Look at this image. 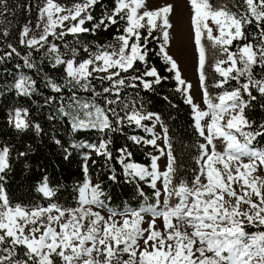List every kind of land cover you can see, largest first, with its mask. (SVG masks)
<instances>
[{
    "label": "snow or ice",
    "instance_id": "1",
    "mask_svg": "<svg viewBox=\"0 0 264 264\" xmlns=\"http://www.w3.org/2000/svg\"><path fill=\"white\" fill-rule=\"evenodd\" d=\"M98 4L101 0H74L71 7H65L57 0H44L39 9L40 17H46L42 34L39 38H27L29 29L25 27L20 43L29 49L27 55L20 56L9 44L11 51L0 55V62L15 54L23 60L24 68L39 72L32 59L33 50L39 52L45 48L50 35L62 39L68 34L121 26L112 43L96 44L95 50L85 47L87 56L83 59H77L75 48L69 50L70 58H62L57 46L50 44L46 55L52 57L51 67L63 66L65 75L62 83L47 75L43 77L45 85L55 93L71 85L72 102L68 105L71 111L64 107L59 111L71 116L73 132L91 129L103 134L98 144L73 143L69 147L53 136L52 142L62 150L63 158L68 160L72 155L70 148H87L104 157L107 166L112 160L108 150L112 141L105 138L109 133L121 131L125 121L153 133V128L142 121L151 120L153 127L161 122L157 113L143 114L134 107L129 112V105L121 98L123 89L142 86L150 91L167 79L154 67H145L143 72L136 67L138 63L147 65L148 46L158 39L154 33L159 32L163 43L158 55L162 56L166 70L174 72L178 85L183 86L175 91L185 95V103L191 105L194 130L202 138L196 158L198 168L191 179L182 178L168 130L161 124L167 152L160 151L167 156L166 170H158L159 156H151L150 168L125 162L131 157L127 148L120 149L118 157L125 182H147L153 189L154 203L123 211L108 207L102 183H92L88 177L89 156L85 154L82 169L85 178L75 190V207L65 208L57 203L26 207L13 205L7 197L2 182L10 170L11 148L0 145V264H264V144H259L264 139V119L257 122L249 115L257 106L264 112V0H231L235 12L227 4L213 6L210 0H189L205 109L186 95L191 86L186 85L175 60L166 51L171 6L141 12L142 8L146 9L145 0H113L114 6L91 28L87 27L88 22L94 21L92 10ZM209 19L216 26L217 35H213L214 30L207 23ZM8 34L5 30L0 36ZM205 34L208 46L215 50L211 67L220 77L212 84L220 89L215 95L208 91L204 70L206 48L202 36ZM233 46L235 51L230 50ZM16 68L20 69L21 65L17 64ZM93 81L99 82L100 90ZM231 81L236 86L226 87ZM36 83L31 76L20 75L12 87L17 96L30 98L37 91ZM77 89L91 93V98H79ZM99 98L103 99V106ZM113 105L122 107L118 110ZM29 115L27 108H16L7 123L17 133L34 130L37 136L41 135V126L34 125ZM128 139L136 144L156 146L161 137L153 134L151 139L143 140L134 135ZM27 154L22 151L17 155ZM109 172L108 179L117 182L115 171L109 169ZM233 185H239V191ZM37 192L49 198L56 195L47 177ZM137 192L148 200L139 187ZM94 208H107V218ZM146 216L150 220L146 221ZM157 219L163 221V232L156 229ZM144 223L148 224L147 228L142 227ZM249 228L255 231L249 232ZM141 240L143 248L139 244ZM125 255L127 259L123 258Z\"/></svg>",
    "mask_w": 264,
    "mask_h": 264
},
{
    "label": "trees",
    "instance_id": "2",
    "mask_svg": "<svg viewBox=\"0 0 264 264\" xmlns=\"http://www.w3.org/2000/svg\"><path fill=\"white\" fill-rule=\"evenodd\" d=\"M65 7H71L74 0H57ZM44 0H0V33L7 30V37L0 36V55L11 51L8 45L11 44L20 53V56L27 55L29 49L26 45H21V33L25 27H31L36 21L37 13L43 6ZM114 6L113 0H101L92 10L94 21L88 22L87 27L98 22L102 15ZM229 8L236 11L230 2ZM160 22V21H158ZM68 23V22H65ZM121 26H111L107 31L101 27L94 33H84L78 35L68 34L62 39L53 36L48 37L49 44L45 45L39 52L33 50V61L41 70L27 69L23 67V60L13 54L11 58L0 62V145L7 144L11 148L10 170L5 174L2 182L10 202L31 207L34 205L47 206L49 203H57L61 207H75L76 188L84 181L83 172L84 156L87 154L88 177L92 183L100 182L106 196L105 203L116 211H123L125 208H139L145 203H154L153 189L144 181L125 182L122 165L119 163V150L127 148L131 157L125 162L139 163L145 167L150 166L151 156L157 155L158 150L153 145L144 143L136 144L128 139L130 136H139L143 140L150 139L148 133L143 128H137L134 123L128 124L127 121L121 126V131L109 133L105 138H111L112 143L108 145V150L112 153V160L105 166V159L96 156L87 148L71 149L72 155L68 160L63 158L62 150L52 142V137L59 139L65 147L71 144H90L99 142L103 134L91 129H82L77 132L72 131L71 116H64L60 113V107L68 109L72 102L71 85L64 88L61 93L53 92L44 83V75L54 81L62 83L65 75L63 66L56 69L51 67L52 57L46 55L47 47L55 44L62 58H70V49H77V59L86 58L87 54L83 51L85 47L95 50L96 44H108L113 42V37L118 35L117 28ZM57 28L55 31H59ZM146 34V33H145ZM158 39L152 40L149 44V56L147 65L138 63L136 67L143 72L145 67L156 68L159 75L167 77L160 85H155L152 90L147 91L141 87L136 89L126 88L121 92L122 100L129 105L128 111L134 107L143 114L153 112L159 114L161 122L158 123L163 133L161 124L167 128L168 137L171 142V150L175 158L176 167L183 179L189 180L193 177L194 171L198 168L196 158L199 155L198 144L202 138L198 137L194 130V121L191 106L185 103V95L175 91L178 85L174 79V72L167 71L162 56L158 55L160 44L163 43L160 33H154ZM251 39V37H249ZM234 41V45H235ZM230 50L235 51L233 46ZM54 55V54H53ZM21 68L17 69L16 65ZM227 65H222L226 67ZM211 72L207 73L208 91L215 95L220 89L212 87L214 80L220 79L212 67ZM258 73L260 69L256 70ZM138 74V73H133ZM20 75H28L36 80L37 91L30 98L17 96L12 87L15 80ZM153 79V78H146ZM97 90L101 86L99 82L93 81ZM236 86L235 81H231L229 86ZM76 94L81 99L91 98V93L81 92L78 89ZM51 102H49V98ZM114 98V97H113ZM166 98V99H165ZM98 102L103 106V99ZM24 107L29 110V119L35 125L39 124L42 128L41 135L37 136L34 130L24 133H17L12 129L7 121L16 108ZM112 107H122L113 105ZM124 113L121 112V115ZM252 119L259 122L264 119V112L259 107L249 113ZM149 127L152 121H142ZM165 143V141H164ZM264 144V139L259 141ZM259 146V145H258ZM25 151L28 154L18 157V153ZM95 161L93 164L92 161ZM109 169L115 171L117 182L108 179ZM48 178V183L56 189L54 197H45L37 192V187ZM137 187L142 189L148 200L140 197ZM107 209V208H106ZM249 232L255 229L249 228ZM126 256V255H125ZM125 256L123 257L125 259Z\"/></svg>",
    "mask_w": 264,
    "mask_h": 264
},
{
    "label": "rangeland",
    "instance_id": "3",
    "mask_svg": "<svg viewBox=\"0 0 264 264\" xmlns=\"http://www.w3.org/2000/svg\"><path fill=\"white\" fill-rule=\"evenodd\" d=\"M210 2L213 6H218L220 4H227L229 6L231 0H210ZM145 3H146V9L142 8L140 10L141 12L144 10H158L166 6H171L172 10L168 14V20L171 24V27L167 29L169 32V38L166 44V51L168 55H170L175 60L178 66V70L181 74V78L185 80L186 85L191 86L190 88H188L186 95H190L196 105H198L201 109H205V106L203 104L202 88L199 78V65H198L199 53L194 41V31L191 25L192 11L189 6V0H145ZM63 14L65 13H61V15ZM36 18L37 19L34 25L31 27H27L29 29L27 38H32V37L39 38V36L42 34V29L46 22V17L41 18L40 13L38 11ZM207 23L210 27L213 28L214 30L213 35H217L218 32L216 31V26L212 23V21L209 19ZM37 25H39V27H37ZM181 40L184 42H182ZM202 43H204L206 48V65L204 70H208L209 72H211L210 68L212 63L214 62L213 52L215 50L212 49L210 46H208V42L206 40V34L202 36ZM194 44L197 53L195 51ZM187 56L189 57L190 59L189 61L191 62L189 64L190 66L188 65L184 66L182 64V60H184ZM192 114L194 116L193 112ZM149 127L153 128V133H148L150 139L152 138L153 134L161 137V139L157 140V145L155 147L158 150L156 156H159V159L157 161L158 170L164 171L166 170L167 156L161 155L160 150L163 149L165 152H167V149H165L163 133L159 128L158 124H156L155 127H153V123H152ZM157 183L158 185L160 184L159 181ZM233 187L236 188L237 191H239V185H233ZM93 210L99 211L101 215L105 216V218H107L108 216V212H106L105 209L94 208ZM116 219L119 220L121 218L116 217ZM145 220L146 221L150 220V217L146 216ZM142 227L147 228L148 224L144 223ZM156 229L163 232L162 219H157ZM139 244L141 248H143V240L139 241ZM127 258L128 257L126 255L125 259Z\"/></svg>",
    "mask_w": 264,
    "mask_h": 264
},
{
    "label": "bare ground",
    "instance_id": "4",
    "mask_svg": "<svg viewBox=\"0 0 264 264\" xmlns=\"http://www.w3.org/2000/svg\"><path fill=\"white\" fill-rule=\"evenodd\" d=\"M182 41V40H181ZM182 42H184V41H182ZM197 47V46H196ZM196 47H195V44H194V48H195V51H196ZM196 53H197V51H196ZM187 55H188V52H187ZM190 59H189V57L187 56L184 60H182V64L185 66H190L189 64L191 63L190 61H189ZM186 68V67H185ZM106 209V208H105ZM107 210V209H106Z\"/></svg>",
    "mask_w": 264,
    "mask_h": 264
},
{
    "label": "water",
    "instance_id": "5",
    "mask_svg": "<svg viewBox=\"0 0 264 264\" xmlns=\"http://www.w3.org/2000/svg\"><path fill=\"white\" fill-rule=\"evenodd\" d=\"M105 209V208H104ZM106 212H108L106 209H105Z\"/></svg>",
    "mask_w": 264,
    "mask_h": 264
},
{
    "label": "built area",
    "instance_id": "6",
    "mask_svg": "<svg viewBox=\"0 0 264 264\" xmlns=\"http://www.w3.org/2000/svg\"><path fill=\"white\" fill-rule=\"evenodd\" d=\"M174 223H175V221H174Z\"/></svg>",
    "mask_w": 264,
    "mask_h": 264
}]
</instances>
